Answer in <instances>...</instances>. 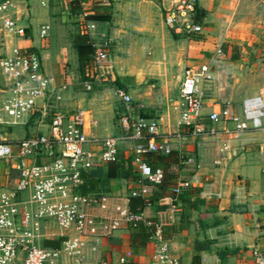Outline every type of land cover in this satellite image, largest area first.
Segmentation results:
<instances>
[{
    "label": "built area",
    "instance_id": "2783aa9c",
    "mask_svg": "<svg viewBox=\"0 0 264 264\" xmlns=\"http://www.w3.org/2000/svg\"><path fill=\"white\" fill-rule=\"evenodd\" d=\"M197 5L198 0L174 1L165 10V23L189 40L198 39L204 26L198 18ZM13 8L12 0H0L2 27L10 36L25 37L26 27L14 18ZM88 16L87 12L80 16L82 31L89 35L96 67L102 70L114 42L101 29L100 22ZM50 30V25L43 26L41 36L48 37ZM216 54L221 57L220 51ZM0 68L7 79L0 112V264H84L104 237L138 223L150 227L151 239L157 244L150 264H182L164 237L162 221L151 220L144 212H134L129 207L130 195L147 197L151 187L142 183L125 198L91 191V172L116 162L123 145L131 143L138 174L156 185L162 182L164 172L161 168L155 170L145 155L170 154L174 138L195 137L204 142L264 130L262 95L246 98L242 113L229 102L204 112L216 93L212 61L184 68L175 106L180 116L179 130L173 133L164 132L157 119L144 116L141 111L145 105L134 104L132 95L115 84L111 91L121 104L118 131L109 135L92 132L90 111L78 105L70 107L66 100L69 86L57 84L45 70L42 57L19 45L0 58ZM86 87L91 90L92 82H87ZM32 123L42 128L28 131ZM20 126L25 127L22 137H12L15 132L7 129L13 132ZM192 161L190 157L183 162ZM3 175L8 184H1ZM192 185L190 180H179L174 188L176 196L170 197L172 211L179 210V194ZM60 238L63 240L59 247L45 243ZM129 256L130 253L123 256L121 263L137 264L129 263ZM236 264H264V252L256 250L251 259Z\"/></svg>",
    "mask_w": 264,
    "mask_h": 264
},
{
    "label": "crops",
    "instance_id": "0c3cea01",
    "mask_svg": "<svg viewBox=\"0 0 264 264\" xmlns=\"http://www.w3.org/2000/svg\"><path fill=\"white\" fill-rule=\"evenodd\" d=\"M12 1L14 18L20 25L26 27V36H10L12 42L16 41V45L28 52L38 53L42 57L45 70L54 77L55 82L69 86L67 92L69 97L70 87L72 88L75 82L73 67L79 64L78 51L71 38L74 33L72 22L76 20L82 25L81 18L76 17L71 11L72 0ZM114 1L112 0L111 11ZM145 1L148 3L137 6L154 3L163 11L170 8L176 0ZM218 1H213L215 5L211 3L210 6H204L207 9L225 7L219 4L225 0L217 3ZM137 6L134 5L133 9H139ZM198 9L199 5L197 15ZM113 22L114 14L112 20L100 22L101 28L104 24ZM45 25L51 26L48 37L41 36V28ZM163 27L171 29L164 18ZM196 40L190 41L197 42ZM260 41L264 49V32ZM261 54L264 56V53ZM212 55L205 62H214L216 93L214 99L205 107V113L218 109L225 102L231 103L239 113H242L246 98L255 95L264 97V58L259 63L260 70L257 68L244 70L241 66L236 69L235 64L238 62H227L225 66L228 74L231 73L236 80L232 81L230 78L226 82L220 79L218 67L221 64L218 60H213ZM203 56L209 55L201 54L198 57L202 59ZM176 101L177 99L164 110L161 118H155L160 121L164 132L173 133L179 130L180 116L175 107ZM71 102L78 106L90 105L89 102H84L83 105L81 104L83 101L80 100L79 103L77 99ZM93 119L97 122L91 124L92 132L100 135L114 133L112 126L104 123V119L94 112L93 115L91 113V120ZM263 145L264 130L224 135L219 140L210 138L204 142L198 141L195 137L187 140L173 139L174 150L184 154L186 159L193 158L191 163L182 161L174 166V169L179 172V180H190L193 185L183 189L184 195L179 199L178 211L170 209L169 196L149 205L144 215L162 221L171 234L167 240L172 254L182 264H236L240 260L251 259L256 250L264 252ZM216 160H221L222 163L216 164ZM107 169V165L97 167L91 172L90 177L93 180L103 179ZM110 182L115 192L112 194L116 195L119 191L118 187H114L117 185L115 183L117 179H111ZM131 235L130 227H125L113 235L104 237L98 250L91 252L84 264H122L121 258L127 253H130L129 263L150 264L157 251L156 242L151 240L144 246H137L132 244Z\"/></svg>",
    "mask_w": 264,
    "mask_h": 264
},
{
    "label": "rangeland",
    "instance_id": "374dc122",
    "mask_svg": "<svg viewBox=\"0 0 264 264\" xmlns=\"http://www.w3.org/2000/svg\"><path fill=\"white\" fill-rule=\"evenodd\" d=\"M213 1L198 0V18L204 26V33L197 42H191L172 29L163 27L165 10L162 11L156 4L137 6L148 2L115 0L112 10L114 22L104 24L101 28L114 42L110 59L102 70L97 69L95 63L86 70L80 64L73 67L75 82L73 87H70V98L66 95L68 105L75 107L71 102L74 99L78 102L82 100L83 105L84 102H89V106L87 104L82 107L88 108L92 115L94 112L102 117L104 123L112 126V131L117 133L121 104L111 91L113 84L125 88L132 95L134 103H144L147 117L161 118L164 110L173 105L179 96L182 71L187 65L205 62L213 54L215 61L218 60L221 64L218 67L220 79L226 82L230 78L232 81L236 80L231 73L228 74L225 66L227 62H238L235 64L236 69L241 66L244 70H260L259 63L264 58L260 41L264 32V0H225L222 3H219V0L217 3L225 7L205 8L204 5H215ZM134 5L140 10H134ZM72 23L74 33L82 31L78 21ZM15 42H12L10 35L0 25V58L11 52L17 44ZM217 51L221 52L220 58L216 54ZM201 54L209 56H203L201 59L198 57ZM87 82H92L91 90L87 89ZM6 86L7 79L0 68V112ZM95 122L97 120L93 119L92 125ZM38 124H33L28 131L34 132L42 128ZM7 130L12 134L15 132L16 136L12 137H22L25 127H15L13 132L11 129ZM121 155L136 163V153L131 143L124 144ZM147 156L148 154L145 155L146 158ZM1 178V184H8L7 176L3 175ZM115 183L117 185L114 187L119 188L116 195L120 198H125L130 191L142 185L135 179L126 178H118ZM102 188L114 192L111 182L104 183Z\"/></svg>",
    "mask_w": 264,
    "mask_h": 264
},
{
    "label": "trees",
    "instance_id": "16d2710c",
    "mask_svg": "<svg viewBox=\"0 0 264 264\" xmlns=\"http://www.w3.org/2000/svg\"><path fill=\"white\" fill-rule=\"evenodd\" d=\"M111 8L112 0H72L71 2V11L76 17L79 18L83 12H87L89 14L88 18L97 20L99 22L112 20L113 13ZM71 38L75 48L78 51V61L80 66L84 70L93 67L95 61L89 35L83 31H80L73 33ZM141 113L146 116L144 110H142ZM185 159L186 156L177 150H173L167 155L155 153L148 154L147 161L149 164L155 170L161 168L164 172V178L162 182L153 185L147 179H143L139 174L136 175L138 168L137 164L132 159H125L121 155L116 162L107 165V173L103 179L100 178L98 180H93L91 177H89L88 189L91 191L108 192V189L102 188V185L104 183H109L111 179H135L137 182L144 183L151 187V193L147 197L142 195H130L129 197L130 209L134 212H144L149 205L154 204L162 198L176 196L174 193V188L178 184L179 172L174 169V166L180 164ZM183 195L184 192L180 193L178 198L181 199ZM149 219L156 220L152 218ZM130 229L132 230V244L144 246L152 240V230L145 223H138L135 226H131ZM163 233L166 239L171 236L168 229L165 227H163ZM62 240L63 238L46 240L45 243L48 246L59 247L62 243Z\"/></svg>",
    "mask_w": 264,
    "mask_h": 264
}]
</instances>
